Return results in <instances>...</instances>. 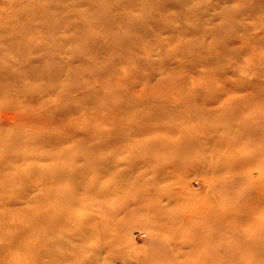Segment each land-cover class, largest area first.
Wrapping results in <instances>:
<instances>
[{"label": "rangeland", "instance_id": "obj_1", "mask_svg": "<svg viewBox=\"0 0 264 264\" xmlns=\"http://www.w3.org/2000/svg\"><path fill=\"white\" fill-rule=\"evenodd\" d=\"M8 4L11 6L10 10L3 7ZM32 4L34 9L30 11ZM23 6L28 10V17L33 20L42 21L45 14L46 29L35 28L32 35L15 41L11 48L0 49V64L3 67H12V73L18 77L0 80V119L23 123L16 127L17 129L13 125L6 135L8 138H15L17 130L22 135L19 140L27 139L32 133L47 135V138L67 137L69 131L57 121L59 115L53 107V102L58 100L60 92L68 82L71 87L76 88L84 80L101 73L103 76L99 78L102 79L108 75L112 76L114 83L111 87L115 89L118 100L123 99L124 90L118 89L114 80L124 78L133 82L137 90H156V95L172 93L171 87L176 89L178 93L174 95L186 100L180 107L184 111L199 109L203 103L209 105L220 102V96L234 92L237 87L241 89L237 95L244 94L246 87H241V84L245 80H250V86H253L257 78L264 77V0H1L0 18L13 15L16 20L25 19ZM24 32L28 33L26 29ZM210 78L215 81H206ZM91 87H95V84ZM20 89L23 92H19ZM9 90L18 92L9 93ZM216 90H222L218 94L219 97H211L212 92ZM151 93L152 91H146V94ZM197 93L203 96L198 101H193ZM70 96L77 101L80 99L78 92L71 93ZM104 97L93 99L94 110L98 103L105 104ZM42 103H46V106ZM256 105L258 104L252 105V110L257 108ZM147 107L159 112L156 113L160 117L166 113L164 124L176 120V117L169 113L172 108L164 103L155 101L146 107L143 106L144 109ZM161 111L163 113H160ZM179 113L182 111L179 110ZM253 116L256 163V173H253V176L257 178V193L260 198L259 195L264 192V124H261L264 119ZM71 118L85 126L84 118L75 115ZM144 124L147 125L148 122ZM102 126L108 127L106 123ZM201 128L204 127L191 126L185 131L193 133L191 129ZM151 135L145 136L147 143ZM82 139L80 134L71 135V142L62 144L71 146ZM138 143L133 142L120 148V159L144 161L149 159L146 155L156 156L161 152L160 149L150 151L144 142ZM7 149L13 155L22 152L18 147ZM83 150L88 154L92 152L89 141ZM3 153L5 152L1 149L0 162ZM111 158L106 151L99 155L100 160L109 162ZM193 158L203 161L202 155H193ZM20 164H14L13 171L19 169ZM127 166L128 162L118 168L112 164L104 169L103 179L91 182L96 188L108 191L109 196L94 199L93 194V199L83 201L81 205L70 203V208L66 206L63 210L65 216L72 210L85 219L83 223L74 222L69 228L74 234H85V237L92 234L88 241L85 238L86 245L82 248L80 246L86 259L94 258L97 254L99 259L101 257L107 264H122L121 258L128 259L125 264H140L133 262L131 258L166 253V243L176 242L169 232L156 239H143L147 232L143 215L134 212H130L128 216L120 214V210L125 206L122 201L126 202L127 197L114 196L112 191L118 190L122 184L128 187L137 199L141 196H138L139 186L135 185L133 179L143 182L144 178L149 179L152 175L150 172L143 175L145 169L137 164L130 168ZM125 171L127 174H124ZM123 175L132 180L126 182ZM1 177L0 174V181ZM73 182V177H67L60 184L62 192L69 193L70 200L83 193V189L76 187ZM21 186L23 181L17 180L16 188L8 189L4 194V203H12L22 192ZM201 188L203 189L199 181L189 177L182 191L200 194ZM31 190L27 197L44 192L39 185L34 191ZM211 190L217 192H212L209 203L221 206L226 202L221 196L224 192H220L219 187ZM262 196L264 197V194ZM151 200L154 202V199ZM96 204L98 209L95 208ZM176 205L182 209L190 205L195 206L193 202H180ZM258 205L262 252L260 257L246 260L234 256L228 264H264V199H258ZM33 207L38 209L41 205ZM1 209L0 200V212ZM96 221H100V224L98 222L96 225ZM116 221L119 225H114ZM11 224L15 225L16 222ZM150 228L153 229L152 226ZM17 230L12 226L5 229V232L11 234ZM105 231L109 233L108 236L103 234ZM67 239L69 245L62 248L65 252L71 251L78 243L72 237ZM183 239L189 241L190 236ZM106 244L107 249H103ZM108 244H113L112 248H109ZM194 247L195 250L203 248L205 256L219 254V262L225 261L227 256L233 254V247L227 244L224 246L222 243L214 244L206 238H201ZM245 250L246 253L250 252L249 249ZM187 252L189 250L184 251ZM17 255H20V251L15 256ZM26 255L23 256L26 262L33 260V254ZM143 261L142 264H145V260Z\"/></svg>", "mask_w": 264, "mask_h": 264}, {"label": "bare ground", "instance_id": "obj_2", "mask_svg": "<svg viewBox=\"0 0 264 264\" xmlns=\"http://www.w3.org/2000/svg\"><path fill=\"white\" fill-rule=\"evenodd\" d=\"M3 7L6 10L11 9L9 4ZM23 8L25 19L21 21L16 20L13 15L0 18V49L11 48L15 41L32 35L35 28L46 29L45 14L42 21L33 20L28 17L27 8ZM33 9L32 4L30 11ZM12 72V67H3L0 64V80L7 77L18 78ZM30 74L33 75V72ZM100 76L103 73L84 80L76 88L71 87L68 82L60 92L58 100L53 102L59 115L57 121L69 131L64 139L47 138V135L32 133L27 139L19 140L22 135L18 130L15 138H8L6 135L12 126L15 125L14 128L17 129L23 123L0 119V150L5 152L0 162V264H107L97 254L94 258H85L81 248L92 234L85 237V234L71 232L69 227L74 222L83 223L85 219L72 210L65 216L63 210L70 203L81 205L83 201L93 199V194L94 199L109 196L108 191L96 188L91 182L103 179L104 169L112 164L118 168L127 162L128 168L137 164L145 169L143 175L149 172L152 175L149 179L144 178L143 182L133 179L135 185L139 186L138 196L141 197L137 199L128 187L120 183L119 189L112 191L114 196L127 197L126 202L122 201L125 206L120 214L128 216L130 212H134L143 215L147 228L143 239H156L165 232H169L176 239L174 244L173 241L166 243V253L133 257V262L142 264L145 260V264H228L234 256L246 260L260 257L262 252L258 199H264V192L258 198L257 178L253 176L256 173V163L252 118L255 115L264 119V77L257 78L253 86H250V80H245L241 84V87H246L244 94L237 95L241 92L237 87L234 92L220 96V102L209 105L203 103L199 109L184 111L180 107L186 100L175 96L178 91L172 87V93L156 95V90H137L133 82L114 78L116 87L124 90L123 99L118 100L115 89L111 87L114 83L112 76L108 75L103 79ZM213 80L215 81L214 78L206 79L208 82ZM92 84L95 87H91ZM9 91L11 93L13 90ZM146 91L152 93L146 94ZM221 91H213L210 96L219 97ZM19 92L23 90L20 89ZM74 92L80 95L78 101L70 96ZM202 96L197 93L193 101H198ZM96 97H104L105 104L98 103L94 110L92 104L94 105L93 99ZM155 101L172 108L169 113L176 117L173 123L164 124L166 113L161 111L163 116L160 117L157 114L159 112L148 107L143 108ZM253 104H258L255 110H252ZM42 105L46 106V103ZM73 115L84 118L85 126L71 118ZM46 120L47 118L45 122ZM145 122L148 124L145 125ZM104 123L108 127H103ZM33 124L34 121L31 122ZM191 126L204 128L191 129L193 133L185 131ZM262 129L264 130V125ZM79 134L83 138L81 142L71 146L62 144L71 142V135ZM148 134L151 135L147 139L149 143L145 141ZM86 140L92 147L90 154L83 152L85 144H88ZM133 142H144L150 151L160 149L161 152L155 154L156 156L146 155L149 159L144 161L120 159L119 149ZM11 147L20 148L21 154H11L7 149ZM104 151L112 157L111 161L99 159ZM193 155H202L203 161L195 160ZM16 163H21L20 167L13 171ZM67 177H73V184L83 189V193L75 195L73 200L69 199V193L62 192L60 188V184ZM123 177L126 182L132 180L129 176ZM189 177L200 182L203 187L200 194L189 193L187 190L183 193V185ZM17 180L23 181V186L20 187L22 192L8 205L4 203V194L8 189L16 188ZM38 185L44 192L27 197V193L31 189L34 191ZM217 187L220 192H224L221 196L226 201L221 206L209 203L212 192H217L211 189ZM180 202H193L195 206L182 209L176 205ZM39 205L41 207L38 209L33 207ZM95 208L98 209L97 204ZM20 217L26 219L21 220ZM114 225L119 223L116 221ZM12 226L18 230L6 234L5 229ZM103 234L109 235L106 231ZM185 236H190V240L185 241ZM69 237L78 243L71 251L65 252L62 248L69 245ZM201 238L214 244H227L233 247V254L227 256L223 262H219L221 257L217 253L205 256L203 248L195 250L194 247ZM112 245L108 244V247L112 248ZM102 248L107 249V244ZM245 249L250 252L246 253ZM18 250L20 255L15 256ZM185 250L189 252L184 253ZM26 253L33 254V260L26 262L23 258L27 256ZM127 261L128 259L121 258L122 264Z\"/></svg>", "mask_w": 264, "mask_h": 264}]
</instances>
